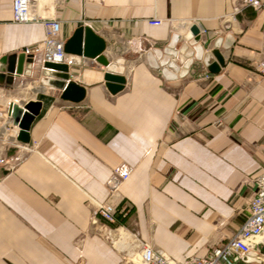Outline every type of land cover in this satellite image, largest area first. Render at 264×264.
<instances>
[{
  "label": "crops",
  "instance_id": "obj_1",
  "mask_svg": "<svg viewBox=\"0 0 264 264\" xmlns=\"http://www.w3.org/2000/svg\"><path fill=\"white\" fill-rule=\"evenodd\" d=\"M33 1L35 17L60 22L64 46L81 28L99 36L106 60L124 61V84L110 94L105 68L74 52L63 64L84 91L78 103L43 87L45 71L31 65L30 76L10 78L1 71L7 60L40 43L44 30L13 23L11 0H0V154L16 163L0 169V264H120L90 220L122 164L133 172L113 201L128 213L112 227L176 261L203 257L236 233L246 182L264 171V75L256 70L264 0L259 10L240 0ZM153 18L162 24L148 26ZM217 39L224 66L211 74L203 59ZM170 48L173 80L161 65ZM30 101L41 108L22 144L7 109ZM257 247L260 259L243 264H264Z\"/></svg>",
  "mask_w": 264,
  "mask_h": 264
},
{
  "label": "built area",
  "instance_id": "obj_2",
  "mask_svg": "<svg viewBox=\"0 0 264 264\" xmlns=\"http://www.w3.org/2000/svg\"><path fill=\"white\" fill-rule=\"evenodd\" d=\"M33 0H11V21L24 24L40 22L44 30V39L24 49L25 55L32 56L31 67L36 72L45 71L44 65L64 63L66 54L64 42L60 39V22L56 19L37 18L32 14ZM244 6L259 10L261 0H240ZM162 21L148 19L147 25L159 27ZM256 70L264 75V59L258 62ZM207 73L205 78H207ZM15 161L6 159L0 154V169L10 171ZM133 168L122 164L113 169L106 183L108 198L102 203L93 202L90 223L98 227L97 233L110 243L120 255V264H243L259 260L262 256L257 245L264 247V171L257 177L248 180L250 194L246 201V217L243 224L230 238L203 257H189L176 261L149 243L139 239L136 233L126 231L117 225L119 218H125L128 209L120 208L113 199L116 198L120 185L132 174Z\"/></svg>",
  "mask_w": 264,
  "mask_h": 264
},
{
  "label": "water",
  "instance_id": "obj_3",
  "mask_svg": "<svg viewBox=\"0 0 264 264\" xmlns=\"http://www.w3.org/2000/svg\"><path fill=\"white\" fill-rule=\"evenodd\" d=\"M191 36L196 37L198 34V29L196 27H191L189 29ZM177 37L174 36L173 41H176ZM70 43H74L64 46V52L70 53L74 52L83 58H88L94 60L99 65L105 68V87L110 94H116L122 90L124 84V79L122 77L123 73V60L119 59L116 62L109 63L103 56L105 50L104 41L94 34L88 27L78 29L72 37ZM221 39H217L214 44V50L211 54H207L203 59V64L206 66L207 70L211 74H217L221 67L224 66V62L219 53V46ZM176 56V51L172 48L166 50V56L164 57L161 65L166 66L162 74L167 80L176 79V76L169 72L167 69L172 68L177 70L176 66L169 62L171 57ZM32 63V56L20 54L17 57H11L7 60L5 68L1 69L2 72L7 73V75L12 78L13 76H30V65ZM25 64L26 70L23 69ZM191 64L189 60L180 71L179 77H183L187 74V69ZM45 76L40 80L43 87L53 88L61 92L60 98L64 101L71 103H78L82 100L84 96V91L81 87L76 85L70 80V75L68 72V67L65 64H50L46 63L44 65ZM41 104L39 102H27L22 107L16 104H9L7 109V116L12 120L14 126L19 129L17 135V141L26 144L28 143V131L31 123L38 116L40 112Z\"/></svg>",
  "mask_w": 264,
  "mask_h": 264
},
{
  "label": "rangeland",
  "instance_id": "obj_4",
  "mask_svg": "<svg viewBox=\"0 0 264 264\" xmlns=\"http://www.w3.org/2000/svg\"><path fill=\"white\" fill-rule=\"evenodd\" d=\"M12 99H14V98H12Z\"/></svg>",
  "mask_w": 264,
  "mask_h": 264
}]
</instances>
